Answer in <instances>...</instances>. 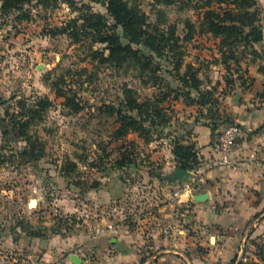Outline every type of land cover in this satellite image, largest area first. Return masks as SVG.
<instances>
[{
    "label": "rangeland",
    "instance_id": "374dc122",
    "mask_svg": "<svg viewBox=\"0 0 264 264\" xmlns=\"http://www.w3.org/2000/svg\"><path fill=\"white\" fill-rule=\"evenodd\" d=\"M71 1L78 3V8L86 4L94 13L106 14L102 2ZM204 1L158 4L155 0H128V3L146 13L152 23L162 26L160 15H163V23L176 26L185 51V65L192 64L199 70L202 88L215 91L219 100L217 112L222 113L228 106L226 98L232 96L236 85L226 86V78H232L233 73L222 64L220 41L197 32L186 40L189 35L186 23L199 26ZM1 7L0 0V264H63L72 255L82 256L83 262L84 257L94 256L86 247L91 246L98 232L120 220L132 223L133 213L143 216L155 209L153 200L159 193L153 173L157 170L148 165L151 163L148 150L135 134L115 141L116 118L99 110L104 105L120 103L126 85L136 89L142 98L152 96L155 89L137 79V68L132 62L117 68L111 64L97 67L83 61L84 48L61 33L70 20L80 15L76 6L68 2L53 6L35 2L23 11L9 14L2 13ZM258 9L264 26V0L258 1ZM103 47L96 45L94 49ZM258 49H264V42ZM236 51L235 62L240 64L231 62L235 63L231 68L237 72L240 67L239 72L248 84L237 92L242 97L253 81L248 73L244 74L246 69L264 62L241 45ZM84 67L89 71L79 78L77 72ZM67 69L73 70V75L65 79L77 92L81 107L77 112L62 105L63 100L57 99L53 86ZM90 76L91 82L78 86V80L88 81ZM37 97H47L52 102L44 120L33 130L42 140L45 154L37 162H26L19 155L25 141L15 131L5 132L7 115L19 110V101ZM205 111L186 107L182 101L174 103L171 110L174 126L168 132L188 136L192 123L187 119H203L201 114ZM233 124L228 121L223 126ZM219 135L220 132L215 143ZM132 141L136 143L134 146ZM129 148L137 149L136 166L118 168L116 159ZM65 169H70L71 174L66 175ZM194 185L198 188L197 182ZM28 232H36L33 234L36 237ZM252 241L251 245L255 244ZM254 252L245 249L241 263L252 264Z\"/></svg>",
    "mask_w": 264,
    "mask_h": 264
},
{
    "label": "trees",
    "instance_id": "16d2710c",
    "mask_svg": "<svg viewBox=\"0 0 264 264\" xmlns=\"http://www.w3.org/2000/svg\"><path fill=\"white\" fill-rule=\"evenodd\" d=\"M91 1L102 2L106 8V14L94 13L90 5L86 4L78 8V3L71 0H1V12L9 14L23 11L27 5L35 2L41 5L47 3L50 6L68 2L76 6L75 11L80 15L70 20L64 29H61V33L66 34L80 48H84L83 61L97 64V67L111 64L117 68H123L127 63L132 62L137 68V79L141 80L143 85H150L155 89L152 96L142 98L136 89L126 85L120 103L104 105L99 109L103 114L116 118L118 127L113 133L115 141L126 140L129 135L135 134L141 146L145 148L152 142L169 139L177 166L190 171L196 169L201 162L196 146L189 144L187 140L192 133L182 137L177 133L168 132L174 126L171 116L174 103L182 101L186 107L205 109V113L201 114L202 118L209 120L208 125L211 124L216 129L232 121L228 115L217 112L219 100L215 98L213 89L204 90L202 88L203 81L199 77V70L192 64L185 65V51L176 33V26L168 25L167 22L163 23V15H160L162 26L159 23H152L146 13L131 7L128 0ZM155 1L158 4L162 2L171 4L176 0ZM187 1L192 3L193 0ZM258 1L205 0L200 7L203 15L199 26L191 22L186 23L189 31L186 40L192 39L197 32L211 35L220 41L222 64L228 72L233 73L232 78H226L227 87L233 88L238 81L241 82L240 86L247 84L244 75L239 72L240 67L237 72L231 68L235 63L240 64L235 62L238 45H241L245 51L251 49L255 56L264 62V49H258V45L264 42V26L258 9ZM119 30L122 34L118 33ZM96 45L104 47L95 50ZM231 62L235 63L231 64ZM88 71L87 67L81 68L77 75L81 78L83 73ZM259 72L264 74V64L259 66ZM72 73L73 70L67 69L53 86L57 99L63 100L62 105L72 112H77L81 109L77 101V92L73 89V85L67 84L65 79L67 75L72 76ZM73 78L74 76L71 77ZM91 80L90 76L88 81L78 80L77 84L83 87ZM51 106L52 102L47 97L21 100L18 103L19 110L7 115L9 118L8 121L6 120L8 124H6L7 131L5 132L15 131L25 141L26 146L19 155L26 162H37L44 157L45 150L42 140L33 130L44 120L46 111ZM221 118L226 120L219 123ZM131 144L134 146L136 143L132 141ZM136 147L140 148L139 145ZM140 151L143 153L142 150ZM119 155L115 161L118 168L136 166L137 149L129 148ZM63 171L66 175L71 174L70 169ZM33 234L37 233L28 232V235L36 237ZM256 255L259 263L253 262L252 264H264V244L258 245ZM87 257L94 258L92 254Z\"/></svg>",
    "mask_w": 264,
    "mask_h": 264
},
{
    "label": "crops",
    "instance_id": "0c3cea01",
    "mask_svg": "<svg viewBox=\"0 0 264 264\" xmlns=\"http://www.w3.org/2000/svg\"><path fill=\"white\" fill-rule=\"evenodd\" d=\"M259 66L246 69L252 86L239 97L237 92L244 88L236 84L222 111L241 128L233 164L214 165L219 136L217 143L214 140L223 126L216 129L206 119H187L192 123L187 140L196 146L201 162L188 170L193 177L187 183L168 184L156 176L178 167L169 139L146 146L151 168L159 172L153 174L160 196L153 200L152 213H133L132 223L120 220L92 239L86 248L102 264H242L245 249L254 250V262L259 263L256 252L264 244V74ZM200 193H208L209 200L195 202L193 197ZM72 256L63 264H74Z\"/></svg>",
    "mask_w": 264,
    "mask_h": 264
},
{
    "label": "built area",
    "instance_id": "2783aa9c",
    "mask_svg": "<svg viewBox=\"0 0 264 264\" xmlns=\"http://www.w3.org/2000/svg\"><path fill=\"white\" fill-rule=\"evenodd\" d=\"M241 135V128L238 124L225 125L222 127L219 135V140L217 144V159L214 163L217 167H227L233 164V153L235 143L238 137ZM175 196H179L176 193ZM107 230L113 229L112 225H109ZM101 232H98L100 234ZM81 264H102V262L93 257H87L83 259Z\"/></svg>",
    "mask_w": 264,
    "mask_h": 264
},
{
    "label": "water",
    "instance_id": "95a60500",
    "mask_svg": "<svg viewBox=\"0 0 264 264\" xmlns=\"http://www.w3.org/2000/svg\"><path fill=\"white\" fill-rule=\"evenodd\" d=\"M160 181L166 182L168 184H174L177 183L178 181H184V182H189L193 174L190 173L188 170L182 169L180 167H175L173 172L164 176H161L160 174L156 175ZM209 194L208 193H200L197 194L193 197V200L197 203H204L209 200ZM71 260L74 264H81L82 259L77 257V256H72Z\"/></svg>",
    "mask_w": 264,
    "mask_h": 264
}]
</instances>
